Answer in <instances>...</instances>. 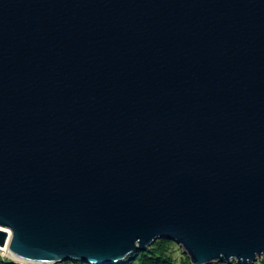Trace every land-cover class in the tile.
<instances>
[{
    "label": "water",
    "instance_id": "1",
    "mask_svg": "<svg viewBox=\"0 0 264 264\" xmlns=\"http://www.w3.org/2000/svg\"><path fill=\"white\" fill-rule=\"evenodd\" d=\"M158 238L264 259V0H0V249Z\"/></svg>",
    "mask_w": 264,
    "mask_h": 264
},
{
    "label": "trees",
    "instance_id": "2",
    "mask_svg": "<svg viewBox=\"0 0 264 264\" xmlns=\"http://www.w3.org/2000/svg\"><path fill=\"white\" fill-rule=\"evenodd\" d=\"M179 251V256L177 252ZM128 264H192L187 254H185L181 247L168 238H158L151 245L144 250H137L128 256ZM124 264L123 261H121ZM0 264H14L8 263L2 257L0 252ZM55 264H85L75 260H68ZM209 264H227L223 262H212ZM229 264H237L232 261ZM254 264H264V259H260Z\"/></svg>",
    "mask_w": 264,
    "mask_h": 264
},
{
    "label": "built area",
    "instance_id": "3",
    "mask_svg": "<svg viewBox=\"0 0 264 264\" xmlns=\"http://www.w3.org/2000/svg\"><path fill=\"white\" fill-rule=\"evenodd\" d=\"M2 257L6 260L8 263H14V264H37L36 262L33 261H28V260H21L13 257L7 249H0ZM124 264H128L127 260H122ZM121 262V261H120ZM45 264H52V263H45ZM85 264H91V263H85Z\"/></svg>",
    "mask_w": 264,
    "mask_h": 264
},
{
    "label": "rangeland",
    "instance_id": "4",
    "mask_svg": "<svg viewBox=\"0 0 264 264\" xmlns=\"http://www.w3.org/2000/svg\"><path fill=\"white\" fill-rule=\"evenodd\" d=\"M183 251V250H182ZM179 251L177 252V255L179 256ZM260 260V259H259ZM115 264H122V262H115Z\"/></svg>",
    "mask_w": 264,
    "mask_h": 264
}]
</instances>
